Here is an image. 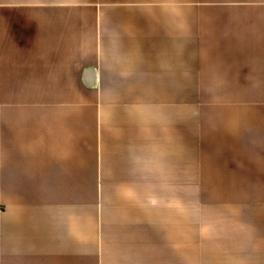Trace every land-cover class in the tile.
Returning <instances> with one entry per match:
<instances>
[{
  "label": "crops",
  "instance_id": "1",
  "mask_svg": "<svg viewBox=\"0 0 264 264\" xmlns=\"http://www.w3.org/2000/svg\"><path fill=\"white\" fill-rule=\"evenodd\" d=\"M0 264H264V0H0Z\"/></svg>",
  "mask_w": 264,
  "mask_h": 264
}]
</instances>
